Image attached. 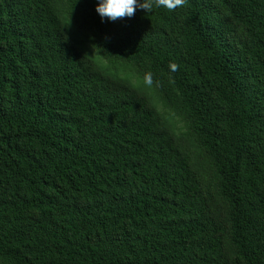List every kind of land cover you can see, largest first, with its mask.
I'll return each instance as SVG.
<instances>
[{"label":"trees","instance_id":"1","mask_svg":"<svg viewBox=\"0 0 264 264\" xmlns=\"http://www.w3.org/2000/svg\"><path fill=\"white\" fill-rule=\"evenodd\" d=\"M99 2L0 0V264H264V0Z\"/></svg>","mask_w":264,"mask_h":264},{"label":"clouds","instance_id":"2","mask_svg":"<svg viewBox=\"0 0 264 264\" xmlns=\"http://www.w3.org/2000/svg\"><path fill=\"white\" fill-rule=\"evenodd\" d=\"M184 3L185 0H100L97 4L96 11L102 19L116 21L125 16H133L138 8L148 13L154 8L161 7L175 10ZM170 68L175 72L178 70V65L171 63ZM145 83L148 85L153 83V76L151 73L145 75Z\"/></svg>","mask_w":264,"mask_h":264},{"label":"bare ground","instance_id":"3","mask_svg":"<svg viewBox=\"0 0 264 264\" xmlns=\"http://www.w3.org/2000/svg\"><path fill=\"white\" fill-rule=\"evenodd\" d=\"M229 5V4H228ZM238 5V4H237ZM250 11V10H249ZM242 13V12H241ZM260 13V12H259ZM145 15V14H144ZM147 15V14H146ZM208 15V14H207ZM211 17V16H210ZM150 22V21H149ZM162 22V21H161ZM168 22V21H167ZM260 23V22H259ZM163 24V23H162ZM258 24V23H257ZM164 25V24H163ZM231 25V24H230ZM167 26V25H166ZM186 28V27H185ZM251 29V28H250ZM196 30V29H195ZM187 33V32H186ZM245 33V32H243ZM183 34V33H182ZM187 37V36H186ZM174 38V37H173ZM155 40V39H154ZM249 40V39H248ZM213 41V40H212ZM179 43V42H178ZM192 43V42H191ZM262 44V43H261ZM158 45V44H157ZM188 45V44H187ZM241 45V44H240ZM251 45V44H250ZM170 46V45H169ZM187 47V46H186ZM173 48V47H172ZM187 49V48H186ZM256 49V48H255ZM261 49V48H260ZM177 50V49H176ZM177 52V51H176ZM180 54V53H179ZM203 54V53H202ZM193 57V56H192ZM199 57V56H198ZM186 59V58H185ZM261 59V58H260ZM174 60V59H173ZM216 60V59H215ZM189 62V61H188ZM155 75V74H154ZM168 83V82H167ZM164 84V83H163Z\"/></svg>","mask_w":264,"mask_h":264}]
</instances>
